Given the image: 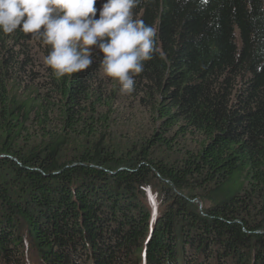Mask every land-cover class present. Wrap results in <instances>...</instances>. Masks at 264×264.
Returning a JSON list of instances; mask_svg holds the SVG:
<instances>
[{
    "label": "trees",
    "instance_id": "1",
    "mask_svg": "<svg viewBox=\"0 0 264 264\" xmlns=\"http://www.w3.org/2000/svg\"><path fill=\"white\" fill-rule=\"evenodd\" d=\"M133 11L159 51L130 94L98 50L57 79L42 38L0 32V264H264V0ZM152 180L177 195L153 212Z\"/></svg>",
    "mask_w": 264,
    "mask_h": 264
},
{
    "label": "clouds",
    "instance_id": "2",
    "mask_svg": "<svg viewBox=\"0 0 264 264\" xmlns=\"http://www.w3.org/2000/svg\"><path fill=\"white\" fill-rule=\"evenodd\" d=\"M141 0H0V32L18 28L50 46L45 65L57 79L89 69L94 50L102 53L106 77L124 94L134 91L135 77L158 54V28L135 18Z\"/></svg>",
    "mask_w": 264,
    "mask_h": 264
},
{
    "label": "rangeland",
    "instance_id": "3",
    "mask_svg": "<svg viewBox=\"0 0 264 264\" xmlns=\"http://www.w3.org/2000/svg\"><path fill=\"white\" fill-rule=\"evenodd\" d=\"M121 106H123V115H120L121 118H131L129 108V101L121 102ZM133 125L128 127L125 124H121L118 129L114 130V135L110 137L113 146L120 145V149L125 150L126 146H128L127 143L134 142L135 139L141 138L143 134L146 133V126H147V120L146 116L139 113V111H136L134 113L133 118ZM166 160H172V157L167 158L164 156ZM144 197L147 198V204L150 208V210L158 211L162 210L166 204L171 200L177 198L176 194L171 193L169 189L166 187H163L162 184H159L158 182L151 181L150 184L146 185L143 189ZM192 204L196 206V209L198 211H201L202 206L201 203L197 200L193 201Z\"/></svg>",
    "mask_w": 264,
    "mask_h": 264
}]
</instances>
